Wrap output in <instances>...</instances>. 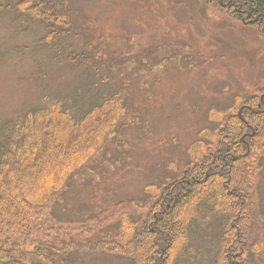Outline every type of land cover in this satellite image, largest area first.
Returning <instances> with one entry per match:
<instances>
[{
	"label": "rangeland",
	"instance_id": "1",
	"mask_svg": "<svg viewBox=\"0 0 264 264\" xmlns=\"http://www.w3.org/2000/svg\"><path fill=\"white\" fill-rule=\"evenodd\" d=\"M71 2L83 14L82 26L91 38L89 50L102 47V64L93 59L92 73H106L107 57L115 50L134 55L138 65L133 68L134 63L128 61L124 77L116 79L112 73L103 84L88 81V86L110 96L120 95L122 80L128 78L119 105L124 126L109 135L104 152L74 176L62 203L49 209L52 217L55 212L68 219L64 225L75 231L105 218L94 237L86 236L94 241L121 230L122 212L135 217L137 212L140 216L147 211L126 207L122 212H109L118 202L146 199L153 192L148 190L150 185L157 188L181 180L196 163L215 154L218 139L213 133L223 123L222 112L238 114L247 97L264 82V37L254 25H248L256 19H241L229 5L227 13H217L197 0ZM1 6L8 13H0V117H19L33 101L69 93L84 67L53 61L33 44L44 30L37 24L24 27L13 21L9 8L18 10V2L6 0ZM241 15L248 17L244 11ZM56 25L53 22V28ZM68 40L75 41L74 37ZM114 67L123 69L119 75H124L126 69L119 60ZM255 188L257 209L259 202L264 213V167L255 176ZM216 200L226 216V202ZM152 213L155 223L162 211L153 209ZM223 215L215 219L217 225ZM216 224L198 232L188 246L180 243V264H215L221 234ZM85 261L128 263L114 255H87Z\"/></svg>",
	"mask_w": 264,
	"mask_h": 264
},
{
	"label": "trees",
	"instance_id": "2",
	"mask_svg": "<svg viewBox=\"0 0 264 264\" xmlns=\"http://www.w3.org/2000/svg\"><path fill=\"white\" fill-rule=\"evenodd\" d=\"M5 1L0 0V11ZM197 1L205 6L215 3L224 12L228 5L235 7L240 17L244 11L249 19H256L253 25L264 37V0H224L227 6L220 0ZM13 2H18V10L9 8L15 23H36L44 30L38 38L39 48L55 62L78 63L84 70L69 93L33 101L19 117H0V264H86L87 255L123 257L127 264H180V243L188 246L186 238H195L205 227L216 224L210 216L214 211L223 215L218 197L226 202L228 214L216 224L221 234L215 264H264V213L259 202L257 209L255 191V176L262 170L264 158V113L260 112L244 110L245 119L256 131L248 149L249 141H242L249 130L245 119L223 111V123L213 133L218 139L215 154L187 176L188 172L183 184L180 179L157 188L152 184L150 197L118 202L109 212H122L126 207L147 211L140 216L137 212L135 217L122 212L121 230L114 235L86 239L103 228L105 218L99 220L103 216L98 223L75 231L64 225L68 219L55 212L54 218L50 215V207L62 203L74 176L102 154L109 135L124 126L120 96L128 78L122 80L120 95L106 96L96 86H88L89 80L103 84L112 73L116 79L124 76L114 67L115 52L107 57L106 73L91 72L92 60H99L102 47L89 50L91 38L82 26L83 14L71 0H9ZM73 36L75 41L68 40ZM73 49L77 53L70 52ZM129 61L133 68L138 66L134 55ZM255 96L244 103L257 109ZM153 209L162 211L155 223ZM200 209L202 216H188Z\"/></svg>",
	"mask_w": 264,
	"mask_h": 264
},
{
	"label": "bare ground",
	"instance_id": "3",
	"mask_svg": "<svg viewBox=\"0 0 264 264\" xmlns=\"http://www.w3.org/2000/svg\"><path fill=\"white\" fill-rule=\"evenodd\" d=\"M220 2H221V4L222 5H224V6H227L228 4L227 3H224L225 1L224 0H220ZM207 7H210L214 12H217V13H227L228 11V9H226V11L224 12V11H221V9L215 4V3H209L208 4V6ZM222 9H225V8H223L222 7ZM231 10L233 11V8H231ZM242 16V15H241ZM241 19H244V17L242 16L241 17ZM238 116L241 118V119H245V114L244 113H239L238 114ZM245 121H246V123H248L249 125H250V123L245 119ZM252 126L250 125V128H249V130H247V131H249V132H251L252 131ZM254 131H255V129H253ZM256 132V131H255ZM246 134V133H245ZM245 134L243 135V136H245ZM242 136V137H243ZM255 136H256V133H255ZM255 136H253V137H249V140L250 139H253ZM200 165H201V163H197V164H195L193 167H192V171L193 170H196V169H198L199 167H200ZM211 167H214L213 165H211ZM190 174V171H189V173L187 174V176ZM197 181L195 180L194 181V183H196ZM203 213H204V211L203 210H201L200 209V211H194V212H190L189 214H188V216H190V217H200V216H202L203 215ZM209 216V215H208ZM212 218H218L219 216H220V213L218 212V211H214L213 213H211V215H210ZM193 240V237H188V238H186L185 239V241L184 242H191ZM231 260V259H230Z\"/></svg>",
	"mask_w": 264,
	"mask_h": 264
},
{
	"label": "flooded vegetation",
	"instance_id": "4",
	"mask_svg": "<svg viewBox=\"0 0 264 264\" xmlns=\"http://www.w3.org/2000/svg\"><path fill=\"white\" fill-rule=\"evenodd\" d=\"M256 96H257V99H258V105H257V109L255 108V107H253L252 105H250V104H246V103H243L242 105H241V107L239 108L240 109V111H239V113H244V110H246V111H251V112H253V113H258V112H260V113H264V82L262 83V85H259V90H258V93L257 94H255ZM253 96V95H252ZM255 96V97H256ZM256 110V111H255ZM247 127H249L250 128V125L247 123ZM255 131L252 129V131L251 132H249V131H246V134H245V136H243L242 137V141L243 142H247V140L249 141V137H253V136H255ZM249 144H248V146H247V148L249 149L250 148V146H251V143H250V141L248 142ZM263 160H264V158H263ZM197 164V163H196ZM262 166H263V161H262ZM182 183H184L186 180L184 179H181L180 180Z\"/></svg>",
	"mask_w": 264,
	"mask_h": 264
}]
</instances>
